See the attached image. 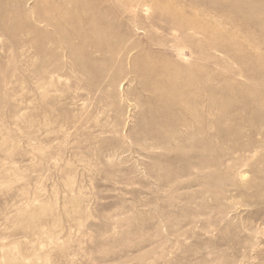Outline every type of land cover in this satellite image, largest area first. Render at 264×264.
Masks as SVG:
<instances>
[{"label":"rangeland","instance_id":"374dc122","mask_svg":"<svg viewBox=\"0 0 264 264\" xmlns=\"http://www.w3.org/2000/svg\"><path fill=\"white\" fill-rule=\"evenodd\" d=\"M0 264H264V0H0Z\"/></svg>","mask_w":264,"mask_h":264},{"label":"bare ground","instance_id":"6f19581e","mask_svg":"<svg viewBox=\"0 0 264 264\" xmlns=\"http://www.w3.org/2000/svg\"><path fill=\"white\" fill-rule=\"evenodd\" d=\"M247 4V3H246Z\"/></svg>","mask_w":264,"mask_h":264}]
</instances>
